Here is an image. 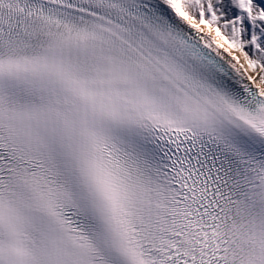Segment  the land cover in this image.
<instances>
[{
    "label": "snow or ice",
    "instance_id": "6c2138e0",
    "mask_svg": "<svg viewBox=\"0 0 264 264\" xmlns=\"http://www.w3.org/2000/svg\"><path fill=\"white\" fill-rule=\"evenodd\" d=\"M0 264H264V0H0Z\"/></svg>",
    "mask_w": 264,
    "mask_h": 264
}]
</instances>
